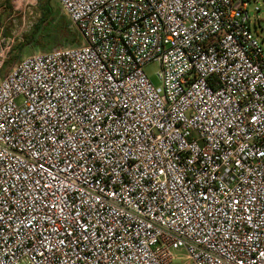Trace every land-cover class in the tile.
I'll return each instance as SVG.
<instances>
[{
	"label": "built area",
	"instance_id": "2783aa9c",
	"mask_svg": "<svg viewBox=\"0 0 264 264\" xmlns=\"http://www.w3.org/2000/svg\"><path fill=\"white\" fill-rule=\"evenodd\" d=\"M55 1L80 45L0 79V264H264L255 0Z\"/></svg>",
	"mask_w": 264,
	"mask_h": 264
},
{
	"label": "rangeland",
	"instance_id": "374dc122",
	"mask_svg": "<svg viewBox=\"0 0 264 264\" xmlns=\"http://www.w3.org/2000/svg\"><path fill=\"white\" fill-rule=\"evenodd\" d=\"M45 2L46 0H0V47L2 49L0 50V79L10 69L7 64L13 61L12 58L18 57L16 60L18 62L21 58L33 53L49 51L25 45V40L42 17ZM49 2L59 11L61 16L66 18L55 0H49ZM247 10L252 34L264 49V0H255L248 4ZM1 40L4 43H1ZM12 40L13 44L10 47ZM157 70L156 63H150L144 67L145 74L156 87L160 86V81L156 75ZM175 258L174 264L184 262V255L181 252H176Z\"/></svg>",
	"mask_w": 264,
	"mask_h": 264
},
{
	"label": "trees",
	"instance_id": "16d2710c",
	"mask_svg": "<svg viewBox=\"0 0 264 264\" xmlns=\"http://www.w3.org/2000/svg\"><path fill=\"white\" fill-rule=\"evenodd\" d=\"M43 14L35 29L25 40L26 46L39 47L44 50H52L59 47H74L81 43L80 35L73 24L59 14L49 0L43 5ZM13 61L6 64L10 69L14 66L18 57L12 58Z\"/></svg>",
	"mask_w": 264,
	"mask_h": 264
}]
</instances>
